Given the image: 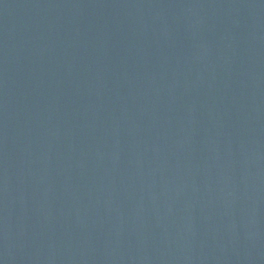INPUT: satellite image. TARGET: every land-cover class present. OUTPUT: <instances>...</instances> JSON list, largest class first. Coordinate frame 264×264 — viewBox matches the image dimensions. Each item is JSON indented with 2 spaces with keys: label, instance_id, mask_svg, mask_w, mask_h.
<instances>
[{
  "label": "water",
  "instance_id": "water-1",
  "mask_svg": "<svg viewBox=\"0 0 264 264\" xmlns=\"http://www.w3.org/2000/svg\"><path fill=\"white\" fill-rule=\"evenodd\" d=\"M0 264H264V0H0Z\"/></svg>",
  "mask_w": 264,
  "mask_h": 264
}]
</instances>
